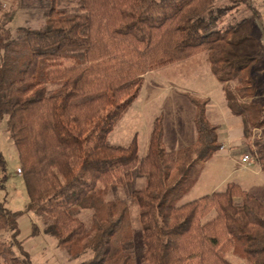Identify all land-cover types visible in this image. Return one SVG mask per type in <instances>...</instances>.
<instances>
[{
    "label": "trees",
    "instance_id": "obj_1",
    "mask_svg": "<svg viewBox=\"0 0 264 264\" xmlns=\"http://www.w3.org/2000/svg\"><path fill=\"white\" fill-rule=\"evenodd\" d=\"M23 1L7 10L0 2V121L7 119L19 154L26 210L46 219V232L75 259L89 253L79 264H234L225 256L230 249L249 264H264V198L230 182L222 192L178 205L197 183L199 166L223 147L218 126L206 117L207 100L191 96L194 147L166 150L162 118L145 156L136 138L128 146L107 142L146 74L201 54L226 84L245 138L264 127L252 75L260 43L248 17L226 20L243 5L253 10V0H76L74 10L60 7L68 0H35L45 9V26L13 35L9 25ZM255 146L264 171V143ZM0 169L4 190L1 153ZM138 177L144 187L131 197L140 238L129 205L107 199L110 190ZM85 210L92 211L90 228L77 216ZM22 214L0 196V232L12 239L0 242V264H32L18 239ZM32 231L38 235L36 224Z\"/></svg>",
    "mask_w": 264,
    "mask_h": 264
},
{
    "label": "rangeland",
    "instance_id": "obj_2",
    "mask_svg": "<svg viewBox=\"0 0 264 264\" xmlns=\"http://www.w3.org/2000/svg\"><path fill=\"white\" fill-rule=\"evenodd\" d=\"M229 1L218 0L217 3L223 5L229 4ZM0 2L7 10L14 4L15 0H0ZM65 6L70 10H74L78 7V4L76 0H68L60 7ZM253 7V10H249L243 5L238 8L237 12L233 11L228 14L226 20H232L235 17H238V19L248 17L252 21L253 33L260 43L257 52L258 63L252 75L257 76L259 81L257 94L259 97L257 96V100L264 106V0H253ZM46 20L47 16L44 8H39L35 0H24L9 28L12 34L16 35L18 30L23 27L32 29L44 27ZM144 79L137 98L108 136V144L111 146H128L136 138L139 145V155L143 156L145 152L147 153L148 149L146 148L149 145L156 120L162 118L166 137V150L172 151L194 147L197 143V130L193 121L195 106L191 101V96L199 99L209 97L216 104H219L225 88V84L218 81L211 72L207 56L201 54L150 72L145 75ZM236 84V82L231 83L230 88H234ZM6 123V118L0 121V153L7 161V179L5 189L0 190V196L11 212L23 211L18 220L20 228L18 239L21 246L29 254L32 264H79L87 258L89 253L82 258L75 259L69 249L60 247L58 240L46 232V219L36 212L26 210L29 198L23 180L19 154L9 137ZM258 141L264 143V127L253 128L250 137L245 138L244 142V154L249 155L256 162L258 159L254 157V153ZM236 154L235 150L226 147L225 150L217 152L212 159L201 164L197 183L178 205L208 195L214 188H216L215 192H222L226 189L228 183L235 182L236 176H242L243 173L249 175L246 171H237L240 162ZM239 155L242 156L243 152H240ZM241 161H243L242 158ZM2 178L3 173L0 169V180ZM142 187H144V179L138 177L131 184L118 186L116 189L110 190L107 195L108 200L119 199L129 205L136 238H140L142 233L139 208L132 200L131 192ZM251 191L257 198L262 200L264 194L263 181L255 180ZM77 216L90 228L92 211H81ZM33 224L38 227L39 232L36 236L33 235ZM0 242L12 243L11 233L9 231L0 232ZM134 244L136 245V242ZM14 250L18 256L24 259L20 249L15 245ZM225 256L234 264H249L247 260L240 257L236 252L234 253L233 249H230ZM137 264L146 263L138 259Z\"/></svg>",
    "mask_w": 264,
    "mask_h": 264
},
{
    "label": "crops",
    "instance_id": "obj_3",
    "mask_svg": "<svg viewBox=\"0 0 264 264\" xmlns=\"http://www.w3.org/2000/svg\"><path fill=\"white\" fill-rule=\"evenodd\" d=\"M207 61L209 62L208 58H207ZM210 68H211V65H210ZM211 72H212V69H211ZM203 99L208 101L207 108H206V117L208 121L211 124L218 126V138H219V142L222 144L224 148L223 150H225L226 147L232 150H235L237 152L236 154L237 159L240 162L238 163L237 161L239 165L237 171H240V172L246 171L247 173H249V175L243 173L242 176H239V175L236 176L235 183H237L243 190L247 192H251V193H252L251 190L253 189L255 180L257 179L263 181V187H264V171L262 170L258 161L256 162L255 160H253L252 163H244L243 161H241V158L243 160V158L247 155V154H244V148H245L244 122H243L242 117L234 115L231 109L229 108L226 95H225V88H224L223 95L221 97L219 104H216L214 100L210 99L209 97H204ZM194 117H195V114H194ZM194 117H193V121H194ZM165 141H166V137H165V132H164V147H165ZM146 149H148V147ZM240 152H243L242 156L239 155ZM145 154H143V156ZM215 191H216V188H214L209 194ZM263 198H264V194H263Z\"/></svg>",
    "mask_w": 264,
    "mask_h": 264
},
{
    "label": "built area",
    "instance_id": "obj_4",
    "mask_svg": "<svg viewBox=\"0 0 264 264\" xmlns=\"http://www.w3.org/2000/svg\"><path fill=\"white\" fill-rule=\"evenodd\" d=\"M224 148L222 147L221 150H223ZM254 159H252L249 155H246L244 158H243V162L244 163H252Z\"/></svg>",
    "mask_w": 264,
    "mask_h": 264
}]
</instances>
